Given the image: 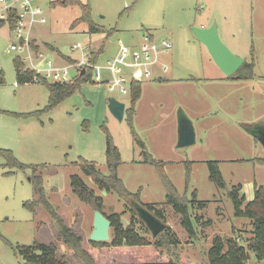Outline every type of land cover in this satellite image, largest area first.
I'll return each instance as SVG.
<instances>
[{
	"label": "rangeland",
	"instance_id": "obj_1",
	"mask_svg": "<svg viewBox=\"0 0 264 264\" xmlns=\"http://www.w3.org/2000/svg\"><path fill=\"white\" fill-rule=\"evenodd\" d=\"M60 1L35 0L45 21L31 29V39L43 52L34 64L44 68L46 60L65 62L45 44L78 61H87L88 52L99 50L95 64L101 67L102 80L83 81L56 107L44 110L49 101L46 85L18 81L14 58L20 54L10 50V44L18 41L7 23L0 24V150H10L22 163L44 166L35 172L9 168L0 155V264H23L16 248L34 241L53 243L58 257L65 255L72 264H82L42 207H35L33 212L24 207V202L35 196L30 179L37 175L42 178L49 202L57 207L64 223L81 236L82 247L98 263L173 260L178 264H207V252L216 236H237L247 244L252 224L248 218L234 216L227 192L241 185L240 193L248 201L253 198L255 183L264 184V164L256 162L264 158V147L242 126L264 124V0ZM81 5H88L90 20L101 32H90L86 22L71 25L81 16ZM0 13H5L1 2ZM213 22L233 53L253 61V78L227 79L213 62L193 32V27H208ZM147 32L156 42L165 39L171 45L168 52L160 53L150 76L141 79L132 127L146 150L166 162L164 171L177 191L188 198L195 191L196 200L204 203L203 208L195 210L201 223L193 238L166 203L165 188L155 168L135 162L140 160L141 149L132 139L126 115L119 121L107 108L109 97L124 102L125 108L130 105L128 84L125 92L109 89L112 76L104 68L107 60L117 52L119 41L138 49ZM77 43L89 50H72ZM68 71L74 76L72 69ZM179 111L191 120L195 134V142L183 147L177 146ZM104 127L120 152L118 177L129 192H138L144 206L162 210L166 226L177 240L171 247L157 246V238L143 230L150 244L93 247L89 243L94 210L72 192L71 175L80 176L102 197L106 214H120L125 225L131 219L133 199L101 191L77 165L79 158L92 160L103 174H108ZM187 160L191 161L188 174ZM210 160L219 162L225 189L209 179ZM249 254L246 264H262L252 252Z\"/></svg>",
	"mask_w": 264,
	"mask_h": 264
},
{
	"label": "trees",
	"instance_id": "obj_2",
	"mask_svg": "<svg viewBox=\"0 0 264 264\" xmlns=\"http://www.w3.org/2000/svg\"><path fill=\"white\" fill-rule=\"evenodd\" d=\"M74 0H61L60 3L67 4ZM82 14L79 18H76L72 22V26L80 22H86L89 26L90 32H101L102 29L96 26L90 20V11L88 5H81ZM12 18L6 20L0 19V24H6L12 30L15 24V10H11ZM35 40H31L30 45L35 51L40 49L38 44H35ZM45 47L51 51H56L59 55L66 59L67 61H72L69 56L62 55L53 46L45 44ZM97 52H91L90 61L95 63L98 58ZM14 64L17 72V79L20 83L32 82V77L34 71L25 68V64L17 56L14 58ZM254 63L253 61H244L243 64L236 70V72L227 79L231 80H246L251 79L254 76L253 72ZM92 69H89L86 74H80L76 76L70 82H48L43 81L49 92V101L44 110H50L56 107L61 101L70 96L79 88L80 83L87 81V78L91 77ZM3 82V77L0 73V83ZM141 81H133L130 84V105L125 108L124 114L130 125L131 136L133 141L138 147H140V160L135 161L142 164H146L155 168L157 175L165 188V201L170 204L173 210L180 216V224L183 229L188 233V235L193 238L196 236L198 226L201 223L200 217L195 214V210L203 208L202 202L196 200V192L192 193V198L186 197L185 194H180L170 178L165 173L166 162L158 160L152 156L146 150V146L143 140L139 138L137 133L132 127V117L135 114V104L141 95ZM39 113H37L38 115ZM26 115H32L26 114ZM246 129L249 125L242 124ZM106 131V165L108 168V174H103L95 165L92 160H87L79 158L77 165L80 170L87 176H89L92 182L100 189L105 192H114L119 198L128 199L131 198L141 203L139 200L138 192H129L122 180L117 175V167L121 162L120 152L118 147L114 144L110 133L107 128L104 127ZM0 155H2L6 160V165L9 168H16L18 170L24 171L26 169H31L32 172L43 168L44 166L25 164L17 160L13 156L10 150L1 149ZM256 162L259 164H264V158H257ZM191 161H185L186 174H188L190 169ZM218 161L210 160L207 162L209 168V179L215 183L219 188L225 189L226 184L223 176L220 172ZM189 178V175H188ZM187 178V179H188ZM33 186L35 196L28 201L24 202V207L29 211L33 212L35 207H42L53 220L59 236L67 243L74 254L80 259L82 264H102L98 263L92 255L85 250L82 245V238L80 235L76 234L74 231L68 227L58 213V209L47 199L44 187L42 183V178L40 175L33 176L30 179ZM70 187L72 192L78 197V199L90 206L94 211L98 210L102 212L110 221V237L111 240L102 241H91L89 243L93 247L102 246H141L150 244V241L144 237V232L149 233L148 229L145 227L143 222H141L135 211L130 207L131 219L125 225L122 222L121 215L118 213L106 214L103 211V199L101 196L96 195L94 191L89 188L82 178L76 174L70 176ZM241 185L234 186L228 190L227 195L233 205V214L235 217L248 218L252 224L251 237L247 240V244L244 241H240L237 236H230L226 239L221 236H216L213 238L211 245L208 249L207 264H246V261L250 257V252H252L255 258L264 264V184L254 185V195L253 198L246 201L244 194L240 193ZM196 202L198 203L196 205ZM150 211H152L156 216L165 222V216L162 210L157 209L154 205L146 206ZM200 222V223H199ZM206 224V222L204 223ZM137 225H140L138 228ZM175 234L169 226H165L164 230L160 232L156 238L155 244L159 247L169 248L173 244L177 243ZM17 254L22 258L23 264H72L71 261L65 256H57V249L53 243H40L34 241L28 245H18L16 248ZM105 264V263H104ZM107 264H178L177 261H165V262H144V263H107Z\"/></svg>",
	"mask_w": 264,
	"mask_h": 264
},
{
	"label": "built area",
	"instance_id": "obj_3",
	"mask_svg": "<svg viewBox=\"0 0 264 264\" xmlns=\"http://www.w3.org/2000/svg\"><path fill=\"white\" fill-rule=\"evenodd\" d=\"M0 2L5 9V13H0V19L7 21L12 18L10 16L11 10H15V24L12 30L18 42L11 43L10 50L17 51L20 54V60L25 64V68L35 72L32 82H70L80 75L83 69L82 74H86L89 69H92L91 77L87 78V81L97 83L102 80L99 74L101 67L90 61V52L87 53V61H78L72 58V61L65 60L63 64H58L55 61L46 60V66L38 68L34 62L43 56V52L41 47L35 51L30 42L33 40L31 39L33 26L45 21L42 16V9L34 5L36 4L35 0H0ZM119 43L117 52L107 60L104 68L110 70L112 76L109 89H118L122 92L126 91V84H128V91L130 92L131 82L141 81L144 77L148 78L151 74L150 68L157 66L160 53L168 52L171 45L165 39L156 42L149 33L143 35V43L138 49L124 45L120 41ZM71 48L72 50H89L88 46L81 43L74 44ZM69 69L74 71V76H69ZM163 69L166 67L164 66Z\"/></svg>",
	"mask_w": 264,
	"mask_h": 264
},
{
	"label": "water",
	"instance_id": "obj_4",
	"mask_svg": "<svg viewBox=\"0 0 264 264\" xmlns=\"http://www.w3.org/2000/svg\"><path fill=\"white\" fill-rule=\"evenodd\" d=\"M193 32L197 39L205 45L213 62L225 76H232L245 61L243 57L233 53L221 40L216 22H213L208 27H193ZM83 72L84 69L81 71V74ZM107 108L117 120L123 119L125 111L124 102L114 97H109L107 99ZM246 130L264 147V124H254L246 127ZM194 142L195 134L192 122L183 111H179L177 146H188ZM130 207L135 211L137 218L143 222L151 236L156 237L164 230L166 223L142 203L131 200ZM110 227L111 221L102 212L95 210L89 240L109 241Z\"/></svg>",
	"mask_w": 264,
	"mask_h": 264
},
{
	"label": "crops",
	"instance_id": "obj_5",
	"mask_svg": "<svg viewBox=\"0 0 264 264\" xmlns=\"http://www.w3.org/2000/svg\"><path fill=\"white\" fill-rule=\"evenodd\" d=\"M147 33H149V32H147ZM149 34H151V33H149ZM151 36H152V34H151ZM156 68H157V66L154 68V70H155ZM223 77H224V76H222V74H221L220 78L223 79Z\"/></svg>",
	"mask_w": 264,
	"mask_h": 264
}]
</instances>
